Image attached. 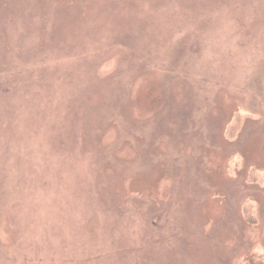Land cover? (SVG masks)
Here are the masks:
<instances>
[{"label": "rangeland", "instance_id": "374dc122", "mask_svg": "<svg viewBox=\"0 0 264 264\" xmlns=\"http://www.w3.org/2000/svg\"><path fill=\"white\" fill-rule=\"evenodd\" d=\"M0 264H264V0H0Z\"/></svg>", "mask_w": 264, "mask_h": 264}]
</instances>
